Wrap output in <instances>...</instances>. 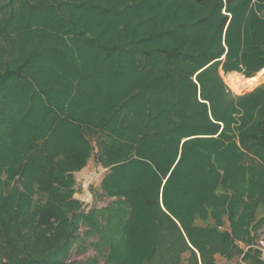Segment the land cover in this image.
<instances>
[{
	"label": "trees",
	"instance_id": "16d2710c",
	"mask_svg": "<svg viewBox=\"0 0 264 264\" xmlns=\"http://www.w3.org/2000/svg\"><path fill=\"white\" fill-rule=\"evenodd\" d=\"M220 67L264 69V0H0V264H79L80 223L103 264L242 253L264 223V86L236 96ZM95 153L112 202L85 216Z\"/></svg>",
	"mask_w": 264,
	"mask_h": 264
},
{
	"label": "rangeland",
	"instance_id": "374dc122",
	"mask_svg": "<svg viewBox=\"0 0 264 264\" xmlns=\"http://www.w3.org/2000/svg\"><path fill=\"white\" fill-rule=\"evenodd\" d=\"M223 15H227V12L223 9ZM225 59V57L223 58ZM221 76L223 79V82L227 84L228 88L236 95V96H245L246 94H249L256 89L260 88L261 86H264V69L260 71V73L255 74L252 78H259L261 73L263 74L260 76V81L257 83L255 87H253L250 90H247L243 93H238L234 91L232 86L228 84L227 79L232 73L238 74L240 78H246V79H252L247 78L244 76L243 73L238 71H231L230 73H225L221 67ZM99 157L97 153L93 155V157L89 160L87 167L81 170L80 172L76 173L75 176V185L73 186L74 194L71 196V201H76L78 205H80L81 211L86 216L89 214V212L92 209H102L103 207L110 206V203L112 202V199H106L104 196H102V190L100 189L101 183L104 179V175H106L107 171L109 170L108 165H103L98 160ZM79 207V206H78ZM227 224L222 227L220 230H226L231 232L229 222H226ZM88 230V227L84 225L83 223H80L79 231L77 234L79 235V239L76 242V245L74 246L75 250H73V260H76L79 262V264H88L91 259L94 257H98L99 262L101 264L103 258H101L100 253L107 252V249L104 248L102 252H99L98 249L95 248L96 243L98 242L97 237L90 236L89 238L86 237V232ZM257 233L255 230L251 231V235L255 236L253 240L256 242L257 240H260L264 236V223L257 229ZM240 243L243 245L249 246L250 244H247L243 240H236L235 245L239 246L240 252ZM241 253L236 254V256L233 258V260H227L225 257H220L217 255L215 259L217 260V264H236L237 258L240 256Z\"/></svg>",
	"mask_w": 264,
	"mask_h": 264
},
{
	"label": "bare ground",
	"instance_id": "6f19581e",
	"mask_svg": "<svg viewBox=\"0 0 264 264\" xmlns=\"http://www.w3.org/2000/svg\"><path fill=\"white\" fill-rule=\"evenodd\" d=\"M263 74L261 73L260 76H262ZM260 76L259 78H252V79H244V78H240L238 76V74L236 73H232L228 79L227 82L228 84H230V86H232V88L234 89V91L238 92V93H243L247 90L252 89L253 87H255L257 85V83L260 81Z\"/></svg>",
	"mask_w": 264,
	"mask_h": 264
},
{
	"label": "built area",
	"instance_id": "2783aa9c",
	"mask_svg": "<svg viewBox=\"0 0 264 264\" xmlns=\"http://www.w3.org/2000/svg\"><path fill=\"white\" fill-rule=\"evenodd\" d=\"M240 248L242 253L237 258L238 260L236 264H252L245 259L246 253L249 252L250 250L259 252V259L262 262V264H264V236L260 240L253 242L249 246L240 243Z\"/></svg>",
	"mask_w": 264,
	"mask_h": 264
}]
</instances>
